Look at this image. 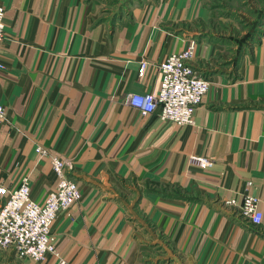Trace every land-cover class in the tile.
Segmentation results:
<instances>
[{
  "label": "crops",
  "instance_id": "obj_1",
  "mask_svg": "<svg viewBox=\"0 0 264 264\" xmlns=\"http://www.w3.org/2000/svg\"><path fill=\"white\" fill-rule=\"evenodd\" d=\"M197 1L0 0V185L27 177L42 202L57 177L41 147L80 189L53 224L55 254L0 251V264H264V36L229 71L222 44L190 31L210 12ZM190 40L210 83L193 122L132 108L125 95L156 93V64ZM247 194L259 225L226 203Z\"/></svg>",
  "mask_w": 264,
  "mask_h": 264
},
{
  "label": "built area",
  "instance_id": "obj_2",
  "mask_svg": "<svg viewBox=\"0 0 264 264\" xmlns=\"http://www.w3.org/2000/svg\"><path fill=\"white\" fill-rule=\"evenodd\" d=\"M5 8L0 4V41L5 38ZM195 41L190 40L186 47L168 54L156 64L160 73V86L156 93H127L125 100L142 115L157 111V117L177 126L191 124L196 106L209 89V81L193 66ZM148 61L142 59L138 75L142 76ZM5 107L0 104V119L5 118ZM36 152L49 157L50 165L57 177L56 187L50 190L42 202L31 197L27 177H22L17 187L0 185V251H11L17 259L29 258L42 262L47 253H56L52 227L57 216L69 210L80 197L77 182L68 176L64 159L49 155L47 149L37 147ZM201 168L211 166L204 157H191ZM261 199L254 194L244 195L240 204L235 200L226 201L237 206L238 212L252 225H259L263 213ZM58 264H68L59 259Z\"/></svg>",
  "mask_w": 264,
  "mask_h": 264
},
{
  "label": "rangeland",
  "instance_id": "obj_3",
  "mask_svg": "<svg viewBox=\"0 0 264 264\" xmlns=\"http://www.w3.org/2000/svg\"><path fill=\"white\" fill-rule=\"evenodd\" d=\"M199 8L210 9L204 19L190 24L192 35L222 44L216 62L229 71L237 69L240 57L264 36V0H198ZM189 31V28H188Z\"/></svg>",
  "mask_w": 264,
  "mask_h": 264
}]
</instances>
